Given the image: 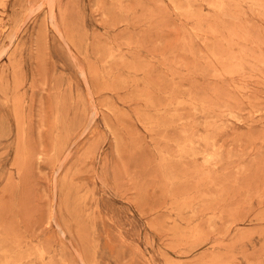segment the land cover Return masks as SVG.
Segmentation results:
<instances>
[{
	"label": "rangeland",
	"instance_id": "obj_1",
	"mask_svg": "<svg viewBox=\"0 0 264 264\" xmlns=\"http://www.w3.org/2000/svg\"><path fill=\"white\" fill-rule=\"evenodd\" d=\"M0 264H264V0H0Z\"/></svg>",
	"mask_w": 264,
	"mask_h": 264
},
{
	"label": "bare ground",
	"instance_id": "obj_2",
	"mask_svg": "<svg viewBox=\"0 0 264 264\" xmlns=\"http://www.w3.org/2000/svg\"><path fill=\"white\" fill-rule=\"evenodd\" d=\"M212 5V4H211ZM179 9V8H178ZM192 13V12H191ZM195 110V109H194Z\"/></svg>",
	"mask_w": 264,
	"mask_h": 264
}]
</instances>
